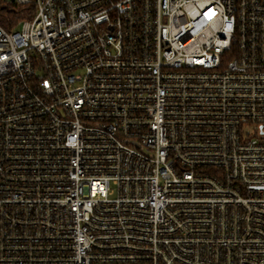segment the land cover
I'll list each match as a JSON object with an SVG mask.
<instances>
[{"label": "built area", "instance_id": "obj_1", "mask_svg": "<svg viewBox=\"0 0 264 264\" xmlns=\"http://www.w3.org/2000/svg\"><path fill=\"white\" fill-rule=\"evenodd\" d=\"M15 1L0 264H264V0Z\"/></svg>", "mask_w": 264, "mask_h": 264}, {"label": "trees", "instance_id": "obj_2", "mask_svg": "<svg viewBox=\"0 0 264 264\" xmlns=\"http://www.w3.org/2000/svg\"><path fill=\"white\" fill-rule=\"evenodd\" d=\"M34 4H19L15 0H0V25L7 31L19 28L21 22L33 17Z\"/></svg>", "mask_w": 264, "mask_h": 264}]
</instances>
